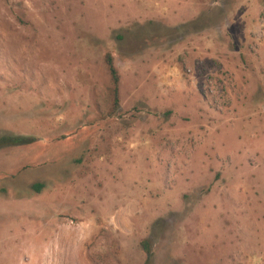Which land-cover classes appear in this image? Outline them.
Instances as JSON below:
<instances>
[{
	"label": "rangeland",
	"instance_id": "rangeland-1",
	"mask_svg": "<svg viewBox=\"0 0 264 264\" xmlns=\"http://www.w3.org/2000/svg\"><path fill=\"white\" fill-rule=\"evenodd\" d=\"M5 134L0 264H264V0H0Z\"/></svg>",
	"mask_w": 264,
	"mask_h": 264
},
{
	"label": "trees",
	"instance_id": "trees-1",
	"mask_svg": "<svg viewBox=\"0 0 264 264\" xmlns=\"http://www.w3.org/2000/svg\"><path fill=\"white\" fill-rule=\"evenodd\" d=\"M106 64L112 81L114 105L115 107H118L120 105V99H119L120 74L114 64V59L110 54L106 56ZM36 141H37L36 138L30 136L11 135V134L0 135V150L9 147L29 146L34 144ZM44 188H45L44 184L37 183L33 185V190H35L37 193H40ZM143 245L145 247L148 256L151 257L152 252L150 251L147 242H144Z\"/></svg>",
	"mask_w": 264,
	"mask_h": 264
}]
</instances>
